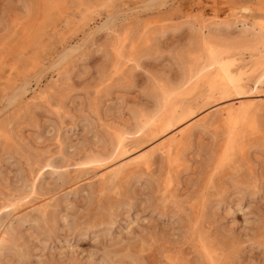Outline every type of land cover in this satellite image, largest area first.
<instances>
[{
    "label": "rangeland",
    "instance_id": "374dc122",
    "mask_svg": "<svg viewBox=\"0 0 264 264\" xmlns=\"http://www.w3.org/2000/svg\"><path fill=\"white\" fill-rule=\"evenodd\" d=\"M0 264H264V0H0Z\"/></svg>",
    "mask_w": 264,
    "mask_h": 264
},
{
    "label": "bare ground",
    "instance_id": "6f19581e",
    "mask_svg": "<svg viewBox=\"0 0 264 264\" xmlns=\"http://www.w3.org/2000/svg\"><path fill=\"white\" fill-rule=\"evenodd\" d=\"M34 2V0H32ZM154 4V3H153ZM155 5V4H154ZM162 6V5H161ZM209 45V44H208ZM209 49V48H208ZM211 53V56L215 62V73L213 75V77H211L214 85L216 86V88H227V89H237L238 85V80L236 75L233 73V69L230 65L229 62V58L227 59V57H221L218 55V52L216 54L215 50L211 49L209 50ZM60 62V61H59ZM238 69V68H237ZM237 71V70H236ZM235 72V71H234ZM243 80V79H242ZM213 85V86H214ZM244 85V84H241ZM212 86V87H213ZM213 91V90H212ZM216 91V90H215ZM22 93V92H21ZM229 93V92H228ZM210 96V95H209ZM217 96V95H216ZM224 97V96H222ZM166 100H168L166 98ZM240 103V102H239ZM248 103V102H247ZM240 106L239 108H237L236 110L230 111L227 115V124H228V134H229V144L233 143L235 140H237V138H239L240 135V124L242 123L243 120H247L248 117L252 114L255 113L257 111V108H252L253 107V103L252 104H247ZM240 105V104H239ZM242 105V104H241ZM171 106V105H170ZM209 106V105H208ZM255 107V105H254ZM169 109V112L172 113L173 112V107H167ZM203 108V107H202ZM233 108V107H232ZM177 109H175L176 112ZM168 111V110H167ZM199 114V113H198ZM167 115V112H166ZM169 116V115H168ZM197 115H195V110H193L192 108H186L182 111V113L179 114V116L175 119L173 117H166L167 121L165 120V118L163 119V122L165 121V126L163 129H167L171 134H175L173 136V138H171L168 142H169V148L170 149L172 147V143L176 142L178 143L181 140V135L183 134V132H185V130H187V127L189 126V124L193 121L196 120L195 117ZM199 116V115H198ZM162 122V123H163ZM194 122V121H193ZM192 122V123H193ZM244 122V121H243ZM195 124V123H193ZM198 123L196 122V125ZM248 124V123H247ZM164 125V124H163ZM192 125V124H191ZM190 125V126H191ZM205 126V125H204ZM162 127V126H161ZM197 127V126H196ZM242 127V126H241ZM198 128V127H197ZM159 129V128H158ZM194 129V128H193ZM159 131V130H158ZM187 132V131H186ZM165 134V133H163ZM170 134V136L172 137V135ZM159 135V133H158ZM167 135V134H166ZM161 136V135H160ZM170 136H167L170 137ZM121 139V138H120ZM123 140V139H122ZM160 140V139H158ZM120 142V141H119ZM122 142V141H121ZM120 142V143H121ZM167 142V143H168ZM236 142V141H235ZM175 143V145H176ZM235 144V143H234ZM178 145V144H177ZM166 146V147H168ZM174 147V146H173ZM230 147V146H229ZM165 148V146H164ZM167 152L170 153V150ZM226 151V150H225ZM231 151V150H230ZM225 153V152H224ZM144 155V154H143ZM170 155V154H169ZM228 155V154H227ZM231 155V154H230ZM140 156V154H139ZM136 158V157H135ZM137 160H139L138 158H136ZM140 161V160H139Z\"/></svg>",
    "mask_w": 264,
    "mask_h": 264
}]
</instances>
